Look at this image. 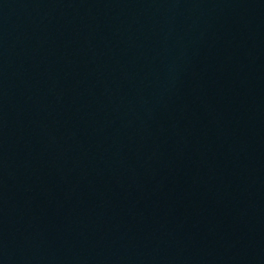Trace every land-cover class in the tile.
<instances>
[{
  "label": "water",
  "instance_id": "1",
  "mask_svg": "<svg viewBox=\"0 0 264 264\" xmlns=\"http://www.w3.org/2000/svg\"><path fill=\"white\" fill-rule=\"evenodd\" d=\"M0 264H264V0H0Z\"/></svg>",
  "mask_w": 264,
  "mask_h": 264
}]
</instances>
